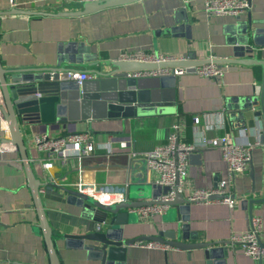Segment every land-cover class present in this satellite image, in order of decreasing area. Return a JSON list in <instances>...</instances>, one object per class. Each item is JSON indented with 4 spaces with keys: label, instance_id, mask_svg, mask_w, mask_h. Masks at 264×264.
Returning a JSON list of instances; mask_svg holds the SVG:
<instances>
[{
    "label": "crops",
    "instance_id": "crops-1",
    "mask_svg": "<svg viewBox=\"0 0 264 264\" xmlns=\"http://www.w3.org/2000/svg\"><path fill=\"white\" fill-rule=\"evenodd\" d=\"M0 0V12L15 9L36 13H3L0 15V61L3 68L34 69L56 64L60 54L81 55V64L74 65L76 72L91 74L92 69L107 70V64L125 50L143 49L156 53L209 60L211 57H232L230 26L253 19L264 18V0H251L249 8L238 18L206 16L204 0H136L77 16H56L39 12L56 13L77 10L78 0ZM188 7L191 38L185 36L156 35L154 32L173 24L175 11ZM72 44L76 52L69 51ZM79 44L88 47L81 51ZM78 47V48H77ZM249 54H246L248 56ZM253 57L264 60V46L252 52ZM221 80L186 71L177 75L175 113H142L132 117H106L87 119L64 127L61 123L32 124L24 128L23 138L27 154L37 177L45 185L42 202L48 214L55 247L61 264H100L89 258L86 250L68 244L64 234L87 232L93 222L71 204L68 194L59 188L77 189L78 183L95 184L104 196L121 194L125 199H139L136 189L147 181L157 183V175L148 169L143 159L131 152H145L166 140L175 121L184 124L183 139L195 142L200 136L230 135L243 144H254L264 136V118L247 115L244 126H238L226 113L227 104L255 93V83L261 85L263 68L258 64L223 63ZM89 79V78H88ZM0 108L4 107L2 96ZM3 113V112H2ZM199 117V122L194 121ZM88 130L94 136L96 149L79 160L71 156L64 162L55 161L54 167L45 170L38 162L40 154L30 145L35 133L60 136L69 132ZM0 138L10 139L8 123L0 120ZM122 139L131 145L122 146ZM111 143V150L107 145ZM252 173L234 179L236 206L221 202H194L187 213L190 232H198L200 240L228 242L232 235L244 232L250 216L241 201L252 196H264V146L253 148ZM188 178L200 188H212L228 180L227 164L219 147H208L189 160ZM52 184L50 188L47 185ZM129 192V195H128ZM137 194V195H136ZM253 216L262 218L261 238L264 240V202L254 205ZM182 214L168 207L162 215L144 221L136 213L129 216L125 237L157 234L183 224ZM187 223V221H186ZM106 225H104L105 227ZM224 254L206 258L203 249L151 248L134 244L126 257L127 264H259L245 254L240 246L228 243L219 245ZM263 264H264V258ZM0 264H50V259L39 217L29 186L28 176L20 151L0 153Z\"/></svg>",
    "mask_w": 264,
    "mask_h": 264
},
{
    "label": "water",
    "instance_id": "water-1",
    "mask_svg": "<svg viewBox=\"0 0 264 264\" xmlns=\"http://www.w3.org/2000/svg\"><path fill=\"white\" fill-rule=\"evenodd\" d=\"M77 10L59 11L56 13L39 12L56 16H77L96 12L108 7L130 3L136 0H101L84 1ZM249 6L251 0H248ZM3 13L33 14L36 12L24 9H13ZM239 19V17H236ZM188 7L181 6L175 11L173 24L156 30L160 35L173 37L185 36L191 38L192 24L189 22ZM232 36L227 39L232 45V57L217 59L218 63L227 64H258L263 68L260 91L249 97L237 99L234 103L227 104L226 113L231 119L238 121V126H244L249 113L252 116L264 118V60L253 57L252 52L264 46V18L253 19L249 15L246 21H239L229 27ZM75 44L69 51L76 52ZM78 48V47H77ZM81 51L88 47L79 44ZM246 54H249L246 56ZM87 56L60 54L53 66L32 69L3 68L0 61V93L4 101L1 108L8 123L10 139H3L8 144H14L20 151L25 170L32 190L38 217L39 227L42 230L48 251L50 264H61L48 214L42 202L40 189L45 185L36 176L27 154V146L23 138V130L32 124L61 123L64 127L82 120L106 117H132L142 113H175L177 99V76L168 75L160 77H130L128 72L154 69L159 67H184L187 71L194 72L195 66L202 65L208 60H195L196 55L191 53L188 58L160 63H142L114 59L108 62L107 70L92 69L94 78L83 80L79 83L69 77L70 71H75L74 65L81 64ZM82 73V72H81ZM264 140V136L262 138ZM202 150L191 153L190 159L199 155ZM252 173V161L250 162ZM52 184L47 185L48 188ZM60 189L68 194V201L81 209V214L93 222L87 232L67 233L64 239L76 248L86 250L89 258L100 261V264H127L126 257L131 252V247L139 241L150 240L163 244L169 248L192 250L203 249L206 258L223 255L221 244L224 241L200 240L198 232H190L189 218L184 213L188 211L194 201L183 193L176 192L174 198L165 202L170 207L178 210L185 221L170 229L159 231L157 234L125 237V225L129 222L130 210L153 203L170 190L169 186L161 185L154 181H147L146 175L142 185L136 189L139 199H123L118 202L104 203L77 189ZM129 195V192H128ZM137 195V194H136ZM213 196L212 198H219ZM233 197H236L233 195ZM264 202L262 198L248 196L241 203L252 216L254 205ZM187 221V223H186ZM104 225H106L104 227ZM263 264V259H259Z\"/></svg>",
    "mask_w": 264,
    "mask_h": 264
},
{
    "label": "built area",
    "instance_id": "built-area-1",
    "mask_svg": "<svg viewBox=\"0 0 264 264\" xmlns=\"http://www.w3.org/2000/svg\"><path fill=\"white\" fill-rule=\"evenodd\" d=\"M15 7L17 2L9 0ZM101 1V0H84ZM249 8L248 0H204V12L206 16H231L240 17ZM118 59L125 61H135L142 63H160L166 61L183 60L184 57L156 53L153 51L134 49L125 50L119 54ZM198 75L221 80L224 75V66L216 62V58L211 57L206 63L194 67ZM184 67H159L154 69H143L128 72L130 77H160L168 75H179L186 72ZM69 77L76 79L79 83L90 78L85 72L70 71ZM255 91H260V85L255 83ZM1 97V93H0ZM1 103V98H0ZM0 120L3 121V113L0 108ZM194 121L199 122V117ZM184 124L181 121H175L171 124L164 143L156 145L145 152H131V155L144 160L149 170L157 175V183L169 186L167 194L162 195L157 200L159 203L140 206L131 209L130 212L136 213L138 218L144 221L153 219L156 215L164 214L168 205L165 202L174 198L176 192L183 193L188 199L194 202H221L230 207L236 206L234 195V179L238 174H245L250 168V162L253 158V148L255 146H264V140H257L254 144H243L238 142L230 135L208 137L200 136L195 142L189 143L183 139ZM122 146L131 145L130 140L122 139L119 142ZM30 145L40 154L38 162L45 170L54 167L57 159L64 162L71 156H76L79 160L89 156L96 149L94 136L88 130L69 132L60 136H51L46 133H35L32 135ZM111 150V143L107 145ZM208 147H219L222 158L227 164L228 180H222L212 188H200L192 184L188 178L189 160L193 152ZM18 147L14 144H8L0 138V153L7 151H17ZM80 192L93 196L104 203L118 202L125 197L121 194L104 196L95 184L85 183L81 180L78 183ZM43 189H40V192ZM220 196L219 198H212ZM262 229V218L260 216H250L247 229L239 234L231 236L228 244L231 246H240L242 251L251 256L254 260L264 258V240L260 236ZM136 244L151 248H167V246L155 241L144 240Z\"/></svg>",
    "mask_w": 264,
    "mask_h": 264
}]
</instances>
